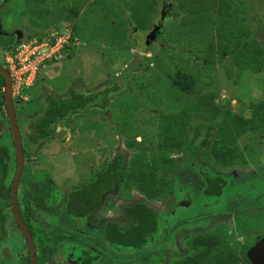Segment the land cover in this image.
<instances>
[{"label":"rangeland","instance_id":"1","mask_svg":"<svg viewBox=\"0 0 264 264\" xmlns=\"http://www.w3.org/2000/svg\"><path fill=\"white\" fill-rule=\"evenodd\" d=\"M228 1L235 16L241 15L237 9L242 8L243 24L257 31L251 38L264 48V5L259 0H255L256 4L248 0ZM2 2L0 32L3 36L12 34L23 40L30 36L39 43L55 39L52 37L55 32L60 36H71L56 57L40 65L38 77L30 88H17L13 92L15 103L20 105L17 119L24 152L28 157L37 158L36 163L45 168L35 171L36 177L48 179L46 181L55 189V198L48 203L49 211L30 221L37 234L60 230L56 216L59 203L83 181H87L88 188L93 190L92 183L102 175L96 176L95 170L102 167L103 173L121 152L126 157L127 168L135 160L136 150L142 148L149 154L146 161L158 179L159 193L162 185L159 178L175 174L182 185L192 187L194 204L190 208L174 209L175 199L171 194L163 197L160 193V198H146L134 188L126 189L125 185L126 190L117 188L115 194L108 197L107 205L92 216L94 223L103 224L104 220L110 219L125 228L128 220L124 222L122 207L140 199L156 214L173 210L160 213L157 219H165L169 225L176 223L169 235L163 236L156 245L132 254L111 252L90 234V241L104 249L109 257L125 260L120 264H169L172 258L181 261L197 255L203 249L197 242L206 236H215L219 250L229 247L235 252L240 249L242 254L256 236L264 237V226L258 232L245 226L256 216L264 215V130L255 131L254 137L249 129L245 134L241 132L236 142V156L226 165L216 163L210 153L213 141L219 138L215 126L222 118L234 119L240 116V108L251 102L258 105L264 101V55L260 59V69L253 71L254 62L250 65L248 62L251 61L247 59L237 66L235 57L222 49V0H166L173 7L171 14L163 19L160 18L162 0ZM160 23L162 30L147 45V37ZM48 53L44 51L42 58ZM0 64L7 65L3 49H0ZM108 88L115 93H107L106 102L100 97L81 110L70 121L71 129L65 127L70 133L66 138L34 143L33 137L39 135L36 130L39 114L44 104L50 105L51 98L70 99L74 94L88 97L102 94ZM3 103L0 77V146L8 148L13 155V138ZM184 112L189 116L190 132L183 149L179 152L158 149L165 124L163 118ZM212 112L216 114L214 119H211ZM206 140L212 143L205 145ZM217 147H221V143ZM161 155L177 163L166 164ZM192 160L212 177L230 180L221 197H202L201 192L206 187L199 174L190 167ZM7 164L10 175L5 187L10 184L15 169L14 157ZM25 170L18 191L20 208L24 191H36V188L32 189L36 181L31 177L34 170L27 167ZM98 185L103 187L104 184ZM0 188L4 189V186ZM81 190L70 196L74 206L83 203L87 194L84 188ZM1 192L0 209L5 208L8 221L5 219L7 227L4 231L0 230L6 239L0 245V264H27L26 242L11 214L7 213L8 201L6 197L5 200L1 198ZM183 201L186 199H181V203ZM29 206L32 211L35 209L33 204ZM79 208L82 211V206ZM21 212L25 217L22 208ZM46 216L48 218H44ZM77 219L76 223L74 219L63 217L61 227L67 229V223H75L86 231L89 219ZM57 235L59 241L64 238ZM75 235L85 238L82 232ZM34 241L38 254L40 245L36 238ZM48 245L49 253L53 248L52 239ZM54 249L50 261L42 264H78L72 254L65 255L60 242ZM140 253L148 255L147 261H126ZM216 254L217 251L210 253L204 264H212ZM103 264L117 262L105 258Z\"/></svg>","mask_w":264,"mask_h":264},{"label":"trees","instance_id":"2","mask_svg":"<svg viewBox=\"0 0 264 264\" xmlns=\"http://www.w3.org/2000/svg\"><path fill=\"white\" fill-rule=\"evenodd\" d=\"M222 2H224V5L221 7V36L223 44L222 49L224 53L234 56L235 64L237 66H241V64L248 59L251 61L248 62V64L252 65L251 63H255V66L251 69L253 71L259 70L260 63L262 62L260 59L264 55V48L260 46L258 41L251 38V35L257 31H254L243 24L244 16L242 15L243 10L241 7L237 9L241 15L235 16V13L230 9L229 1L222 0ZM248 2L251 4H256L255 0H248ZM259 3L264 5V0H259ZM163 14L164 13H162V16ZM36 34L38 35L39 33ZM28 37L29 39L32 38L30 36ZM16 39V35L3 36L0 34V49H4V51L13 50ZM123 77L125 78V76ZM4 84V80L1 78L2 88L4 87ZM106 91H104L102 94H96L88 97L74 94L70 99L51 98V101L48 102L50 105L46 106L44 104L43 110L41 114H39L40 119L38 120L36 126V130L39 133L37 136L39 141H36L40 142L42 140L55 137L56 129L61 123H65V125L70 128V121L74 117L78 116L79 112L81 110L83 111L88 104L100 99V97H102L103 101L106 102L107 93H115V91L110 90V88H108ZM102 110L105 111L104 108ZM238 112L240 116L234 117V119H228L230 117H225V119L222 118L221 122L215 126V128L218 129L217 135L219 138H216L213 141L214 145L211 148L210 153H212L215 157L216 163L226 165L230 163L231 159L235 158L237 152L236 142L238 141L240 137L239 134L241 132L245 134L249 129L252 131V137H254L255 131H259L261 128L264 130V101L258 105H254L251 102L248 106L240 108ZM212 114L213 115L211 116V119H214L216 114L213 112ZM188 118V113L185 112L178 115L171 114L164 117L163 121L165 124L163 126V132L161 135L162 140L161 143L158 144L157 148L160 150L172 149L173 152L181 151L183 149V144L185 142L187 143L189 137L190 130ZM209 143L212 142H210V140H206L205 145H209ZM218 143H221V147H217ZM151 153L155 156L154 152ZM148 155L149 154L144 152L142 148L137 149L134 154L135 160H133L131 165L127 166L126 168V157L124 153L121 152L118 154L116 160L113 161L110 166L111 171L108 172V174L111 173V177H113L112 185L114 187V192L117 188L125 189L123 186L125 185L126 189H129L130 187L134 188L146 198H160V193L163 197H167L171 194L175 199V202L173 203L174 209L177 207H185L182 205L181 199H186V201L190 202V204H193L195 194L192 187L188 185H182L181 179L175 174L169 177L162 175V178H159V182L162 184L159 193L157 188L158 179L155 176V173L151 171L150 166L146 161V159L149 158ZM13 157L15 159V153L12 155L8 148L0 146V175L2 177V184H4L8 179L10 172L7 162L12 160ZM162 158L163 162L166 164L177 163V161L167 159L169 157L162 156ZM155 164L156 162L153 163L154 168L156 167ZM190 167L199 174L201 181L206 187L201 192L203 197H221L230 185L229 179L224 177H212L207 172L202 171L197 166H195L193 160L190 162ZM46 180L48 179L41 181L36 180L35 183L33 182L32 189L36 188V191H24L22 201L25 208V217H23L22 212L20 213L33 239L35 240L36 238L39 242L40 247L38 253V264L50 261V255L54 253L55 245L58 242H60V247L65 255L68 253L72 254V256L75 258L74 260L77 259V261H81L82 264H103L105 258H108V256L105 254V250L102 249L98 244L92 243L90 239L88 240V236L90 234L94 235V237L97 236V243H100L99 241L102 239L103 242L108 243L111 249L121 252L122 254H132L150 249L159 241L161 237L168 236L170 233L171 225L166 223L165 219L159 221L157 219L158 214H156L154 209L148 206L142 199L135 200L131 205L122 207V214L125 217L124 222L125 220H128V225L125 228H121L122 226H120V224L117 222L112 224H109L108 222L104 231L92 228H87L85 231L80 229V227L77 226V224L75 225V223H67V225H65L68 226V228L63 229L65 227H61V225L63 226V222L61 221L63 217L65 220L66 218L74 219L76 223V217H78L77 220H80L82 217H86V220L88 221L90 214L94 211L92 205L99 203L104 193L109 191L106 190L107 188L101 186H93V190H87V194L83 199L84 204L77 202L78 204L74 206L70 196H73L75 192H70L68 195L69 198L67 197L64 201L59 203V211L56 215L58 217L57 222L60 229L59 231L54 230L56 232L53 231L51 234H37L32 228L30 221L33 219V217L41 218V215L44 213V211L48 212V203L50 199L55 198V189L51 187V185ZM146 186H149V188H146ZM9 192V189L6 191L3 190V192H1V198L5 200L6 197V200L8 201V207ZM177 194L180 197H178ZM57 201L58 200H56V202ZM4 203L6 202L4 201ZM30 204L35 206L33 211L30 209ZM4 206L6 207V204ZM80 206H82V211L79 208ZM80 212L81 214H78ZM171 212L173 211H163V214ZM6 215L5 208H3V210L0 211L1 231H4L5 227H7L6 221L8 220L6 217L8 216ZM44 218H48V216ZM175 223L176 222H174L172 225ZM28 225L31 227H28ZM88 229L90 232H88ZM78 232H82V234L85 235V238L80 239L79 236L75 235V233ZM120 233L124 234V236H122ZM57 234L64 238L59 241ZM51 239L53 241V248L48 253V242ZM5 240V236H3L2 232H0V245H2ZM197 244L203 248L197 255L193 257H187L181 261H175V259L172 258L169 264H204L208 255L214 251H217V254L213 257L214 262L212 264H235L234 257L237 255L229 247H224L219 250V241L215 237L200 238ZM249 251L250 249L246 251V256L250 259ZM45 253H47L48 259L46 258ZM147 258V254L143 255L140 253L126 261L140 260L143 263L144 261H147ZM26 261L27 264H29V253ZM122 262H125V260Z\"/></svg>","mask_w":264,"mask_h":264},{"label":"flooded vegetation","instance_id":"3","mask_svg":"<svg viewBox=\"0 0 264 264\" xmlns=\"http://www.w3.org/2000/svg\"><path fill=\"white\" fill-rule=\"evenodd\" d=\"M3 0H0V30H1V25H2V21H1V19H3V17H2V2ZM172 7H173V4H171V3H167L166 2V0H162V9L163 8H165L164 10H165V12H163L164 14H163V16L164 17H167V16H169L170 14H171V11H172ZM163 16H160V18L161 19H163ZM2 17V18H1ZM162 21V20H161ZM161 24V23H160ZM162 29V28H161ZM0 34H1V32H0ZM3 35V34H2ZM10 35H12V34H8L7 36H10ZM19 38L17 37V39H16V41H15V43L17 42V40H18ZM15 43H14V45H15ZM4 50V49H3ZM3 67H5L6 68V66H3ZM13 92H14V90H13ZM15 102V101H14ZM18 113V112H17ZM65 127H67L66 125H65V123H61V124H59V126L57 127V129H59V128H61V129H65L66 130V134H65V136L63 137V138H66L67 137V135H70V133H69V131H68V129H66ZM67 128H69V127H67ZM57 129H56V135H57ZM69 129H71V127L69 128ZM69 133V134H68ZM37 136V135H36ZM36 136H34L33 137V141H34V143H37V137ZM53 138H56V136L55 137H53ZM62 138V139H63ZM22 139V138H21ZM52 138H50V139H46V140H42V141H40V142H38L39 144H42V143H44V142H47V141H50ZM57 139V138H56ZM13 147H14V144H13ZM14 151V153H15V149L13 150ZM24 155H25V166H24V173L26 172V170H25V167H27V168H32L33 170H34V172L33 173H35V171H41V170H45V168L44 167H42V166H40V165H38V162L36 163V161H37V158H35V157H28V156H26V154H25V152H24ZM28 161H30L29 163H28ZM113 162V161H112ZM112 162H110V164H109V167L107 168V166H106V169H105V171L102 173V171H101V168H99L98 170H95V169H93V170H95V175L96 176H98L99 174H102L101 175V178H98L99 180H96V181H94V183H92V188H93V186H99L98 184H104L103 185V187L104 188H107L106 190H109V191H106V193H104V195H103V197H102V199L100 200V202L99 203H97V204H93L92 205V208H94V211L90 214V216H89V225H87V228H92V229H99L100 231H104L105 229H106V227H107V223L109 222V224L111 223H114L115 221L114 220H110V219H106V220H104V222H103V224H96V223H94L93 221H92V216L95 214V213H97L101 208H103V206L104 205H107V199H108V197L109 196H111V195H114L115 194V192H114V187H113V185H112V181H113V179H112V177H111V173H109L108 174V172L109 171H111V169H110V166H111V164H112ZM35 163H36V165H35ZM31 166V167H30ZM40 167L42 168V169H40ZM14 172H13V175H12V177H11V179H10V184H8V187H5L6 185H4V184H2L1 183V180L2 179H0V186L2 185V186H4V189H2V188H0V191L2 190V192H3V190H7V189H9V191H11V186H12V182H13V178H14V175H15V172H16V155H15V166H14ZM24 173H23V176H24ZM46 173V172H45ZM10 175V174H9ZM37 176V173H35V174H32L31 175V177L33 178V179H35V180H38V181H41V179L39 178H37L36 177ZM29 178H30V176H29ZM22 179H23V177H22ZM42 180H45V178H43ZM22 181V180H21ZM20 184H21V182H20ZM20 187V186H19ZM82 188H84V190H88V189H90V190H92L91 188H88V186H87V181H83V182H81L80 183V186H77V188H76V190L74 191L75 193H79L80 191H82L81 189ZM203 197V196H202ZM194 204V203H193ZM193 204H190V202H188V201H183V203H182V205H184L185 207H188V208H190ZM18 205H19V194H18ZM184 207V208H185ZM22 210L25 212V208H24V206L22 205ZM21 208H20V205H19V210H20V213H21ZM264 210V209H263ZM0 211H2L1 209H0ZM6 211H7V213H10L11 214V216H12V219H13V221H14V217H13V215H12V209H11V206H10V192H9V207H6ZM173 211V210H172ZM163 211H161L160 213H162ZM159 213V214H160ZM158 214V215H159ZM177 221V220H176ZM15 222V221H14ZM16 224V223H15ZM174 225H172L171 224V228L173 227ZM246 227H249L250 229H252L253 228V231L252 232H258V231H260V230H262V229H260V227L261 226H264V215L263 216H261V217H258V216H256V218L255 219H253V221H252V223H250L249 222V224H246L245 225ZM16 227H17V225H16ZM27 227V226H26ZM18 228V227H17ZM121 228H123V227H121ZM19 230V229H18ZM111 231H113V230H111ZM19 233H20V231H19ZM121 234V233H120ZM20 235H21V233H20ZM122 236H124V234H121ZM208 237H215V236H206V238H208ZM256 238L257 239H255V240H252V242H251V244H250V246L247 248V250L248 249H250V251L258 244V243H260L261 241H263L264 240V237H262V238H258V236H256ZM91 239V238H90ZM162 239V237L159 239V241ZM88 240H89V238H88ZM94 240H97V236L95 237V239ZM158 241V242H159ZM101 244H103V247H105L106 246V248L107 249H109V251H113V252H117V253H119V254H122L121 252H118V251H115V250H113V249H111L110 247H109V245H108V243H105V242H103L102 241V239L99 241ZM157 242V243H158ZM156 243V244H157ZM155 244V245H156ZM240 248V247H239ZM160 248H158L157 249V251L159 250ZM246 250V251H247ZM246 251H244V254H242V252H241V250L240 249H238L237 250V252H235V251H233L237 256H235L234 257V263L235 264H253V262H252V260H251V258L249 259V258H247V256H246ZM249 251V252H250ZM28 253H29V251H28ZM105 254L108 256V254H107V252L105 251ZM38 255V254H37ZM108 258H109V260H111V261H115V262H117V264H120L119 262H121V261H124L123 259H115V258H112V257H109L108 256ZM111 258V259H110ZM115 259V260H114ZM78 262V264H82V262L81 261H77ZM29 264H30V257H29Z\"/></svg>","mask_w":264,"mask_h":264},{"label":"water","instance_id":"4","mask_svg":"<svg viewBox=\"0 0 264 264\" xmlns=\"http://www.w3.org/2000/svg\"><path fill=\"white\" fill-rule=\"evenodd\" d=\"M163 8V12H164ZM161 31V24L154 28L151 34L147 37V45L151 40L156 39V35ZM0 77L4 80V104L8 116L9 126L12 133L13 144L15 149L16 155V172L13 178L11 191H10V206L12 209V215L14 217V221L24 238L30 257V264H38V255H37V248L35 241L29 232L28 228L26 227L19 210L18 205V191L20 182L23 177L24 173V166H25V155L23 149V143L21 139V134L19 131L18 126V119H17V112L20 111V105L14 102V95H13V80L8 72V70L0 65ZM66 134L65 129H57L56 138L61 140ZM69 134V133H68ZM30 161H28L29 163ZM36 165V163H35ZM40 169H42L40 167ZM250 258L253 264H264V240L258 243L251 251H250Z\"/></svg>","mask_w":264,"mask_h":264},{"label":"built area","instance_id":"5","mask_svg":"<svg viewBox=\"0 0 264 264\" xmlns=\"http://www.w3.org/2000/svg\"><path fill=\"white\" fill-rule=\"evenodd\" d=\"M51 35V34H50ZM49 35V36H50ZM55 32L50 42L39 43L37 39H18L11 51H4L6 69L13 80V90L30 88L39 74L40 65L48 62L52 57L61 52L65 44L69 43L71 36L64 34L60 36ZM43 50V52L41 51ZM49 51L43 59L42 54Z\"/></svg>","mask_w":264,"mask_h":264},{"label":"clouds","instance_id":"6","mask_svg":"<svg viewBox=\"0 0 264 264\" xmlns=\"http://www.w3.org/2000/svg\"><path fill=\"white\" fill-rule=\"evenodd\" d=\"M9 72V71H8ZM4 91V90H3ZM14 95V94H13Z\"/></svg>","mask_w":264,"mask_h":264}]
</instances>
